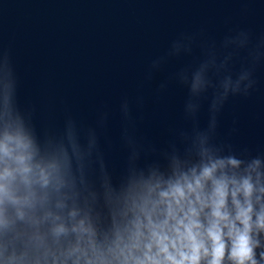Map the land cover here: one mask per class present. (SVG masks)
Segmentation results:
<instances>
[{"label":"water","instance_id":"obj_1","mask_svg":"<svg viewBox=\"0 0 264 264\" xmlns=\"http://www.w3.org/2000/svg\"><path fill=\"white\" fill-rule=\"evenodd\" d=\"M6 128L55 170L44 207L0 230V264L74 242L45 212L76 211L103 251L134 199L209 161L264 187V0H0Z\"/></svg>","mask_w":264,"mask_h":264},{"label":"clouds","instance_id":"obj_2","mask_svg":"<svg viewBox=\"0 0 264 264\" xmlns=\"http://www.w3.org/2000/svg\"><path fill=\"white\" fill-rule=\"evenodd\" d=\"M227 166L239 165L234 159L209 161L199 173L193 169L166 186H150L132 201V218L103 251L87 219L76 221V211L69 213L75 221L71 228L45 212L57 244L70 233L75 240L55 252L46 249L34 264H224L226 251L230 264H259L254 234L264 232V187L259 176L254 184L251 176L228 175ZM54 170L35 160L27 136L5 129L0 136V230L7 232L12 216L23 221L44 207ZM3 259L4 264H23L25 257L13 253ZM259 260L264 261V252Z\"/></svg>","mask_w":264,"mask_h":264}]
</instances>
